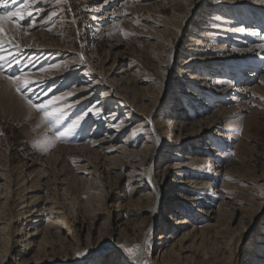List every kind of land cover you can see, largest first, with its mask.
Wrapping results in <instances>:
<instances>
[{
  "label": "rangeland",
  "instance_id": "1",
  "mask_svg": "<svg viewBox=\"0 0 264 264\" xmlns=\"http://www.w3.org/2000/svg\"><path fill=\"white\" fill-rule=\"evenodd\" d=\"M26 4L0 35V264H264V54L247 40L264 1L0 12ZM29 98L62 114L50 125ZM177 217L182 260L165 253Z\"/></svg>",
  "mask_w": 264,
  "mask_h": 264
},
{
  "label": "bare ground",
  "instance_id": "2",
  "mask_svg": "<svg viewBox=\"0 0 264 264\" xmlns=\"http://www.w3.org/2000/svg\"><path fill=\"white\" fill-rule=\"evenodd\" d=\"M261 1H264V0H261ZM251 14L253 16V20L256 22V24L259 25L262 22L261 21L262 18H264V9H259V10L252 9L251 10ZM13 18H15V17H12V19ZM0 27H2V29H3V33L2 34H4V35L8 34L11 30L15 29L14 25L11 24L10 21H8V20L0 21ZM251 33H252V31H251ZM255 33H258V32H255ZM2 34H0V35H2ZM251 36H254V34L253 35L251 34ZM255 36H256V34H255ZM246 38L247 37H244V38H242V40L246 41ZM262 39H264V33H262L261 37L252 38V37L249 36V38H247L248 41H252V42L254 41L257 44V45L254 46L255 50L263 52V54H264V45H263ZM13 88H14V86H13L11 81H9L7 78H1L0 77V92L3 93V95L12 96L13 95ZM88 100H89L88 96L87 97H83L77 102V105L81 107L84 104H86ZM189 183L193 184L194 182L193 181H189ZM192 200L193 199H188L187 201H192ZM187 224H188V222L186 220L180 218V217H177V218H175L173 220V222H172L173 228L175 229V231H179L180 232V236L178 238L180 240V243H179V248L178 249H175V250H170L169 249L168 251L166 250L165 253L167 255H172V256L176 257L177 259L182 260V254L190 252V249H189L190 246L181 245L182 241L184 243V242L189 241L190 239L192 240V238H193V235L191 236L192 232H190V230L186 231V229H183V227L186 226ZM26 235L28 236L29 233H27ZM174 239H175V237H173L172 233L167 234V235H163L162 237L160 236L159 240L162 241V244L159 243L157 245L166 246V242L167 241H171V240H174ZM193 241H194V239H193ZM27 244L29 245V243H27ZM174 257H173V259H174ZM168 258H169V256H168ZM131 264H140V261H139V259H136Z\"/></svg>",
  "mask_w": 264,
  "mask_h": 264
},
{
  "label": "snow or ice",
  "instance_id": "3",
  "mask_svg": "<svg viewBox=\"0 0 264 264\" xmlns=\"http://www.w3.org/2000/svg\"><path fill=\"white\" fill-rule=\"evenodd\" d=\"M8 3V0H3V3H0V8L6 7ZM31 15V11L30 8L28 7V5H25V8L21 9V8H17L15 11H6V12H0V21H4V20H8L11 21L12 17H17L18 20H22L24 18V15ZM49 19H51V17H49ZM3 33V29L2 27H0V34ZM0 51H2V45H0ZM5 60V56L0 54V61ZM10 63V61H9ZM0 67H2V65H0ZM13 79V78H10ZM15 80H20L19 77L14 78ZM30 82L29 81H24L23 84L21 86H18L16 91L20 94H23V90L24 88H26L28 86ZM57 100L59 98H56ZM30 103L32 104L33 107L37 108L38 111H40L43 114V118L51 125L52 123V117L53 116H59L60 114V110L57 108H50L49 106H52L54 104L53 100H49L47 102V104H45L44 102H41L39 105L35 104L34 102H31L30 98H29ZM66 133H58L57 134V139L62 138L63 136H65ZM126 251L129 254L133 253V249H126Z\"/></svg>",
  "mask_w": 264,
  "mask_h": 264
}]
</instances>
